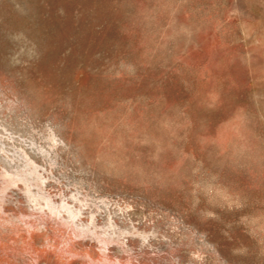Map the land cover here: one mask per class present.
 I'll return each instance as SVG.
<instances>
[{"label": "rangeland", "instance_id": "obj_1", "mask_svg": "<svg viewBox=\"0 0 264 264\" xmlns=\"http://www.w3.org/2000/svg\"><path fill=\"white\" fill-rule=\"evenodd\" d=\"M0 264H264V0H0Z\"/></svg>", "mask_w": 264, "mask_h": 264}]
</instances>
